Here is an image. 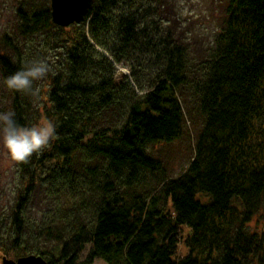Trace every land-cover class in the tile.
Listing matches in <instances>:
<instances>
[{
  "label": "trees",
  "instance_id": "16d2710c",
  "mask_svg": "<svg viewBox=\"0 0 264 264\" xmlns=\"http://www.w3.org/2000/svg\"><path fill=\"white\" fill-rule=\"evenodd\" d=\"M162 2L94 0L83 23L69 27L54 25L49 10L27 15L18 9L23 33L55 28L64 49L61 68L43 91V111L57 137L45 150L47 158L68 167L80 153L103 157L110 174H101L91 225L73 231L57 256L18 249L12 258L40 255L47 264H264V0H233L226 28L199 63L188 44L175 38ZM117 66L130 76L120 74L118 81ZM21 68L0 54L8 91L6 78ZM145 77L151 81L147 89L140 85ZM184 88L204 118L193 161L187 173L166 180L158 197L144 200L136 192L141 174L162 172L144 148L182 137L186 116L177 93ZM14 101L17 123L30 127ZM111 112L117 114L111 127L93 132ZM41 168L40 162L24 168L25 196ZM51 182L65 197L83 194L76 177ZM115 185L131 189V196L113 193ZM24 201L12 215V249L20 244Z\"/></svg>",
  "mask_w": 264,
  "mask_h": 264
},
{
  "label": "rangeland",
  "instance_id": "374dc122",
  "mask_svg": "<svg viewBox=\"0 0 264 264\" xmlns=\"http://www.w3.org/2000/svg\"><path fill=\"white\" fill-rule=\"evenodd\" d=\"M50 0H0V54L23 66L35 59H46L52 71L45 79L34 84L38 88L37 95L8 91L0 75V112L13 111L14 100L18 101L21 112H24L25 123L29 126L43 122L45 112L43 91L53 75L57 74L65 55L64 49L58 43L60 34L55 28L31 34L21 30V21L17 11L24 14L50 11ZM165 18L171 30L175 31V38L188 44L192 60L203 61L214 46L216 37L224 31L229 14L233 9V0H165L163 3ZM117 79L122 75H129L123 66H117ZM130 82L132 80H129ZM150 78L140 81L143 89L149 88ZM135 94L140 96V87L134 85ZM182 106L186 124L182 137L172 143L147 145L144 150L149 158L160 163V174L142 173L141 183L136 192L143 199H152L160 195L161 188L166 180H176L188 171L196 151L198 136L204 128V118L198 114L196 100L188 88L177 93ZM114 113V115H112ZM115 112L102 117L92 126L93 132L111 127ZM47 149V148H46ZM46 149L34 154L28 163L14 165L5 154L2 133H0V257L14 259L10 255L18 249L27 251L40 250L58 255L61 244L73 231L81 225H91L93 219L92 204L98 198L101 188V174L109 173V162L103 157L87 158L83 153L78 155L73 165L61 167L47 158ZM43 168L35 171V188L30 189L25 196L28 177L24 168H35L38 163ZM76 177L82 180L83 194L72 199L63 196V193L53 185L51 180L62 181L63 178ZM113 193L130 197L131 189L114 186ZM135 193V192H134ZM25 196V197H24ZM20 198L22 233L19 247L11 248L14 239L12 215L15 205ZM161 205V201L158 202ZM255 228L254 223L251 224ZM88 249L79 256L83 262ZM93 264H106L95 259Z\"/></svg>",
  "mask_w": 264,
  "mask_h": 264
},
{
  "label": "clouds",
  "instance_id": "9594fccd",
  "mask_svg": "<svg viewBox=\"0 0 264 264\" xmlns=\"http://www.w3.org/2000/svg\"><path fill=\"white\" fill-rule=\"evenodd\" d=\"M52 71L46 59H35L25 63L20 70L5 80L9 90L37 95L39 89L34 84L46 78ZM0 133L6 156L14 165L29 162L34 154H39L51 146L56 137V125L45 119L30 127L21 126L15 119L14 111L0 112Z\"/></svg>",
  "mask_w": 264,
  "mask_h": 264
},
{
  "label": "water",
  "instance_id": "95a60500",
  "mask_svg": "<svg viewBox=\"0 0 264 264\" xmlns=\"http://www.w3.org/2000/svg\"><path fill=\"white\" fill-rule=\"evenodd\" d=\"M94 0H50L51 22L59 27H69L73 24H82L89 13ZM0 264H47L39 255L9 259L0 257Z\"/></svg>",
  "mask_w": 264,
  "mask_h": 264
}]
</instances>
